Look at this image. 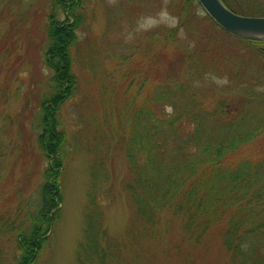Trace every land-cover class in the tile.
<instances>
[{"label":"rangeland","instance_id":"374dc122","mask_svg":"<svg viewBox=\"0 0 264 264\" xmlns=\"http://www.w3.org/2000/svg\"><path fill=\"white\" fill-rule=\"evenodd\" d=\"M227 1L248 7L252 16H264V0ZM186 2L79 0L81 22L72 49L78 87L61 109L67 139L62 201L48 240L34 249L32 264H233L221 238L224 226L210 229L196 243L176 213L160 212L154 227L134 222L125 189L132 178L125 155L130 127L126 109L144 105L160 83L183 79L190 50L203 52L209 46L208 61L213 66L223 63L226 71L198 76L193 83L207 108H217L220 102L240 106L241 87H251L244 93L245 104L264 103L259 100L264 96V43L229 36L232 43L223 41L220 29L201 9L196 20L185 25L187 17L180 13ZM51 14L58 21L69 17L53 0H0V220L18 217L19 222H30L37 201L28 206L39 196L50 162L39 136L41 102L52 85V71L45 63ZM176 27V39L162 36ZM226 87L235 92L221 93ZM252 89L258 92L250 93ZM152 105L161 116L172 113L170 106ZM254 138L223 166L236 168L264 158V133ZM92 232L98 234L99 247L107 249L104 258L101 251L90 254ZM14 236L4 241L6 264H17L21 253Z\"/></svg>","mask_w":264,"mask_h":264},{"label":"trees","instance_id":"16d2710c","mask_svg":"<svg viewBox=\"0 0 264 264\" xmlns=\"http://www.w3.org/2000/svg\"><path fill=\"white\" fill-rule=\"evenodd\" d=\"M53 1L69 17L58 21L51 14L48 27L50 44L45 63L52 71V85L51 93L41 102L39 142L50 162L39 196L29 203L28 207L37 201L34 215L29 213L30 222H19L18 217L0 220V264L8 261L4 241L11 234L21 252L17 264L34 262V249L48 240L62 201L60 179L67 139L61 128V109L75 96L78 87L72 49L81 21L76 12L79 0ZM186 6L180 13L187 17L185 25L197 11L195 0H187ZM206 19L219 29L209 17ZM178 30L180 27L169 29L162 36L176 39ZM207 47L195 53L188 49L193 55L186 57L183 79L173 84L160 83L144 105L132 104L128 109L126 121L130 127L125 155L132 178L125 189L136 214L134 222L154 227L160 212L176 213L183 216L184 231L196 243L210 229L224 226L221 238L233 264H264V158L236 168L223 166L225 159L264 133V117L256 119L264 116L260 112L264 103L245 104L244 93L251 87H241L244 102L240 106L220 102L217 108H207L193 83L198 76L224 71L223 63L213 66L208 61L206 50L208 53L211 48ZM242 84L250 86L248 82ZM233 88L226 87L221 93L230 95L235 92ZM259 100L264 101V96ZM152 103L170 106L174 111L161 116ZM97 222L93 227L97 228ZM89 238L90 254L101 251L99 255L104 258L106 247L101 249L99 239L92 238V233Z\"/></svg>","mask_w":264,"mask_h":264},{"label":"water","instance_id":"95a60500","mask_svg":"<svg viewBox=\"0 0 264 264\" xmlns=\"http://www.w3.org/2000/svg\"><path fill=\"white\" fill-rule=\"evenodd\" d=\"M226 31L244 40L264 41V17H245L230 11L221 0H199Z\"/></svg>","mask_w":264,"mask_h":264},{"label":"bare ground","instance_id":"6f19581e","mask_svg":"<svg viewBox=\"0 0 264 264\" xmlns=\"http://www.w3.org/2000/svg\"><path fill=\"white\" fill-rule=\"evenodd\" d=\"M222 1V3L230 10V11H232L233 13H235V14H237V15H240V16H245V17H255V16H252V14H250L251 12H246V10H248L249 8L248 7H245V6H243L242 4V7H240L239 6V4H233V1H231V2H228L227 0H221ZM226 2H228V4L226 3ZM195 3L197 4V11H196V13H195V15L194 16H192L190 19L191 20H193V21H195L196 20V16H197V13H199V10L201 9V10H203L205 13H206V17H209L210 19H211V21L215 24V25H217V27H219V32H220V34L222 33V35H219L220 37L222 36V39H224L223 41H226V42H230V43H232L233 42V40H229L228 39V37L227 36H229L230 38H232V39H234V40H236V39H239V40H244V39H242V38H239V37H237V36H235V35H233L232 33H230V32H228V31H226L223 27H221L218 23H216V21L215 20H213L212 19V17L207 13V11L204 9V7L202 6V4H201V2L199 1V0H195ZM191 7V9L193 10V7H192V5L190 6ZM261 17H264V16H261ZM192 22V21H191ZM177 33H179V30H178V32ZM226 34V36H223V35H225ZM245 41H248V42H251V43H254V42H256V43H264V41H255V40H245ZM196 86H198V84H196ZM225 88H221V90L220 91H223ZM139 107V106H138ZM130 108V106H128V108L126 109V114H127V112H128V109ZM174 110H173V108H172V112H173ZM92 238L93 237H95L96 239H98V234H96V233H94V232H92Z\"/></svg>","mask_w":264,"mask_h":264}]
</instances>
